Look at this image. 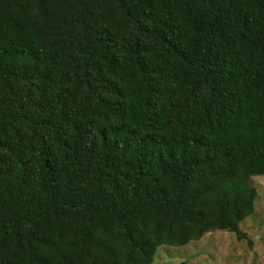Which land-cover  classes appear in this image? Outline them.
<instances>
[{
	"label": "trees",
	"instance_id": "trees-1",
	"mask_svg": "<svg viewBox=\"0 0 264 264\" xmlns=\"http://www.w3.org/2000/svg\"><path fill=\"white\" fill-rule=\"evenodd\" d=\"M264 0H0V264H151L255 210Z\"/></svg>",
	"mask_w": 264,
	"mask_h": 264
},
{
	"label": "rangeland",
	"instance_id": "rangeland-1",
	"mask_svg": "<svg viewBox=\"0 0 264 264\" xmlns=\"http://www.w3.org/2000/svg\"><path fill=\"white\" fill-rule=\"evenodd\" d=\"M250 183L257 191L255 210L240 223L250 243L217 229L183 246L160 245L151 264H264V175Z\"/></svg>",
	"mask_w": 264,
	"mask_h": 264
}]
</instances>
